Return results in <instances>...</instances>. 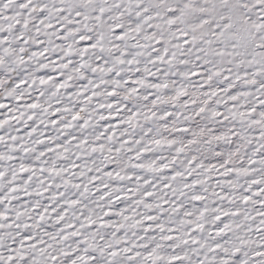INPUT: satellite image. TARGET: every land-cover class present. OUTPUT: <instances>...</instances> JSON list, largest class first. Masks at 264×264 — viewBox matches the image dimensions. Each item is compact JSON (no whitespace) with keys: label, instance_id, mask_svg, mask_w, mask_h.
<instances>
[{"label":"snow or ice","instance_id":"6c2138e0","mask_svg":"<svg viewBox=\"0 0 264 264\" xmlns=\"http://www.w3.org/2000/svg\"><path fill=\"white\" fill-rule=\"evenodd\" d=\"M0 264H264V0H0Z\"/></svg>","mask_w":264,"mask_h":264}]
</instances>
